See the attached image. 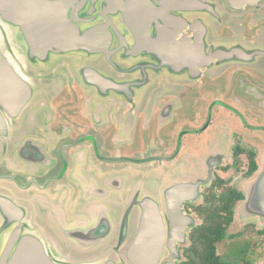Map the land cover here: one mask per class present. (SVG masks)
Masks as SVG:
<instances>
[{
  "label": "flooded vegetation",
  "instance_id": "obj_1",
  "mask_svg": "<svg viewBox=\"0 0 264 264\" xmlns=\"http://www.w3.org/2000/svg\"><path fill=\"white\" fill-rule=\"evenodd\" d=\"M250 2L207 0L212 8L192 14L207 26V52L231 55L182 82L178 75L167 80L151 51L134 50V37L116 18L125 42L114 34L109 58L75 52L40 64L28 59L18 29L0 19V49L14 55L16 69L34 87L0 146V198L24 210L25 230L57 261L130 264L128 247L141 212L127 210H140L138 204L151 198L166 232L160 264H185L189 256L192 264H202V255L209 254L202 231L221 227L222 243L232 238L229 228L238 220V246L223 259L217 243V256L227 263L259 264L264 256V181L256 187L264 171V0ZM98 5L93 12L87 9V19L94 20L81 29L102 23ZM241 51L256 56L245 61ZM140 61L151 66L146 77L135 69ZM85 68L120 78L130 89H96L83 76ZM132 74L143 77L139 89L140 79L134 81ZM175 187L181 201L173 205H179L183 227L171 233L166 194ZM6 218L0 210V231L8 227Z\"/></svg>",
  "mask_w": 264,
  "mask_h": 264
},
{
  "label": "water",
  "instance_id": "obj_2",
  "mask_svg": "<svg viewBox=\"0 0 264 264\" xmlns=\"http://www.w3.org/2000/svg\"><path fill=\"white\" fill-rule=\"evenodd\" d=\"M242 1L245 5H251V0ZM206 2L207 0H0V19L18 29L19 41L23 42L21 47L28 53V59L40 64L50 63L55 58L75 52L105 55L109 58L114 34L120 42H125V35L116 29V18L118 24L122 22L121 25L127 27L126 32L134 37V50L151 51L149 55L162 61L159 64L165 74L169 75L167 80L171 81L170 77L178 75V80L182 82L183 78L200 77L204 69L212 67L214 59L221 61L231 55L222 50L207 52L209 43L205 21L202 17L194 20L190 18L193 13L210 9L211 5ZM97 3L99 5L95 7V12L98 9L102 23L81 29L80 25L94 20L87 19L90 15L87 9L90 8L93 12L94 4ZM187 31L192 35L189 36ZM123 45V48H127L126 44ZM244 54L241 51L242 57L240 53L236 56L245 61L256 56V53ZM13 56L8 50L4 53L0 49V146L7 143L11 127L9 125L18 121L34 93L33 85L16 69L17 63ZM137 64L139 66L135 69L141 70L139 74H142L143 69L146 77L145 69H150V64L143 61ZM154 70L151 71L156 72ZM138 75H133L134 81L141 80L137 82V89L143 83V77H137ZM83 76L89 85L102 91L130 89L127 86L129 84L121 83L120 78L112 79L92 68H85ZM259 181H264V171L256 187ZM19 184L24 187L21 182ZM30 186L28 184L27 187ZM196 189L198 194L197 185ZM178 192L175 187L166 194L171 203V233L183 227L182 217L178 214L179 205H173L181 201ZM253 202L254 198L251 197L250 206ZM138 205L140 210H127L141 212L139 228L128 247V260L130 264H160L164 247L162 239L166 232L160 225L161 216L158 214L156 201L145 198ZM0 210L8 219V227H3L0 231V264H63L49 253L39 237L25 230L27 217L16 203L0 198ZM98 225H103V221ZM170 245L175 249L174 243L171 242ZM107 264L119 263L111 261Z\"/></svg>",
  "mask_w": 264,
  "mask_h": 264
},
{
  "label": "trees",
  "instance_id": "obj_3",
  "mask_svg": "<svg viewBox=\"0 0 264 264\" xmlns=\"http://www.w3.org/2000/svg\"><path fill=\"white\" fill-rule=\"evenodd\" d=\"M222 201H225L227 203V201L223 198ZM202 238H201V244L206 246L204 249L209 252L208 255H202V264H207V262L209 261L210 264H233V263H227V262H223L221 260V258L219 256H217V252H216V244L220 243L222 241V239L225 237V231L224 229H221L216 227V226H211V227H206V229H204L202 231ZM194 262V259L192 256H189V259L187 261V263L185 264H192Z\"/></svg>",
  "mask_w": 264,
  "mask_h": 264
},
{
  "label": "rangeland",
  "instance_id": "obj_4",
  "mask_svg": "<svg viewBox=\"0 0 264 264\" xmlns=\"http://www.w3.org/2000/svg\"><path fill=\"white\" fill-rule=\"evenodd\" d=\"M241 227L242 223L238 220L229 228L228 236L233 235L232 238L229 236L222 243L217 245L218 254L221 255L223 259L226 258L225 256H229L231 251L236 248V245L238 246L239 238L237 234ZM257 262L259 264H264V256L257 259Z\"/></svg>",
  "mask_w": 264,
  "mask_h": 264
}]
</instances>
